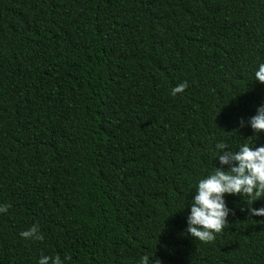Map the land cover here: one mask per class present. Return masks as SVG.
I'll list each match as a JSON object with an SVG mask.
<instances>
[{
  "label": "trees",
  "instance_id": "obj_1",
  "mask_svg": "<svg viewBox=\"0 0 264 264\" xmlns=\"http://www.w3.org/2000/svg\"><path fill=\"white\" fill-rule=\"evenodd\" d=\"M261 63L264 0H0V264H264L247 197L186 233L216 144L264 146Z\"/></svg>",
  "mask_w": 264,
  "mask_h": 264
},
{
  "label": "clouds",
  "instance_id": "obj_2",
  "mask_svg": "<svg viewBox=\"0 0 264 264\" xmlns=\"http://www.w3.org/2000/svg\"><path fill=\"white\" fill-rule=\"evenodd\" d=\"M255 78L264 84V63L255 72ZM188 82L184 81L172 89V95L184 93ZM254 132L264 131V106L257 109V114L249 121ZM245 126L243 119L241 127ZM225 143H217L216 149L221 150L218 160L221 165H227V170L216 167L215 171L198 183L196 195L190 205L191 211L187 216L186 233L194 240L211 243L222 234L229 225V213L233 211L226 203V195L247 197L249 216H264V207H251L256 201L264 198V146L250 147L244 144L239 151L227 150ZM11 205H0V213H7ZM23 238L43 241L39 226L21 232ZM65 259L70 260L71 256ZM38 264H63L59 255L55 257L42 256ZM140 264H161L160 260H152L148 255L141 257Z\"/></svg>",
  "mask_w": 264,
  "mask_h": 264
}]
</instances>
